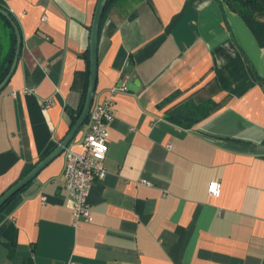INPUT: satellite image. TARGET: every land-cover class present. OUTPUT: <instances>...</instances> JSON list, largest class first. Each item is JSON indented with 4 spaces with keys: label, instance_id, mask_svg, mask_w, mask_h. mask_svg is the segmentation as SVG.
Segmentation results:
<instances>
[{
    "label": "crops",
    "instance_id": "obj_1",
    "mask_svg": "<svg viewBox=\"0 0 264 264\" xmlns=\"http://www.w3.org/2000/svg\"><path fill=\"white\" fill-rule=\"evenodd\" d=\"M97 3L0 0L22 36L0 92V196L80 115ZM121 83L93 220L73 224L62 154L0 210V264H264V46L242 16L223 0H110L94 101Z\"/></svg>",
    "mask_w": 264,
    "mask_h": 264
},
{
    "label": "built area",
    "instance_id": "obj_2",
    "mask_svg": "<svg viewBox=\"0 0 264 264\" xmlns=\"http://www.w3.org/2000/svg\"><path fill=\"white\" fill-rule=\"evenodd\" d=\"M127 90L125 84L112 88L91 107L89 121L84 124L85 134L81 140V148L67 147L64 151V187L72 201L73 224L93 220L92 210L88 202L90 189L95 181L104 180L108 173L105 159L109 150L110 125L115 120V95ZM168 148H172L169 144ZM221 184L212 181L208 194L212 197L220 195ZM67 264H75L73 261Z\"/></svg>",
    "mask_w": 264,
    "mask_h": 264
},
{
    "label": "water",
    "instance_id": "obj_3",
    "mask_svg": "<svg viewBox=\"0 0 264 264\" xmlns=\"http://www.w3.org/2000/svg\"><path fill=\"white\" fill-rule=\"evenodd\" d=\"M107 3L108 0H98L94 13L90 33V77L85 102L80 115L76 119L75 123L73 124L65 138L48 155H46L40 162H38V164H36L25 176H23L16 184H14L11 188H9L0 196V210L13 196L19 193L28 184H30L37 177L41 170H43L54 159L64 153L66 148L71 144L77 133L80 131V129L84 126L87 119L89 118L91 107L93 105L96 93L100 29ZM0 14L5 16L11 22L16 34V47L13 62L8 74L0 83L1 92L8 84L12 74L14 73L17 67L20 50L22 47V36L17 23L12 19L9 12L3 8H0Z\"/></svg>",
    "mask_w": 264,
    "mask_h": 264
},
{
    "label": "trees",
    "instance_id": "obj_4",
    "mask_svg": "<svg viewBox=\"0 0 264 264\" xmlns=\"http://www.w3.org/2000/svg\"><path fill=\"white\" fill-rule=\"evenodd\" d=\"M223 1H225L233 11L239 13L242 16V18L245 20L250 30L255 35L259 44L261 46H264V0H223ZM109 2L110 0H108V3ZM11 17L16 22L15 18L12 15ZM0 19L4 22V25L7 30L6 35L3 34V36H0V41L4 36L9 37L10 39L9 49L5 51L4 50L1 51L2 45L0 46V83H1L8 74L13 62L15 47H16V34L11 22L5 16L0 14ZM88 121L89 118L87 119L86 123ZM4 206L2 208H4Z\"/></svg>",
    "mask_w": 264,
    "mask_h": 264
},
{
    "label": "rangeland",
    "instance_id": "obj_5",
    "mask_svg": "<svg viewBox=\"0 0 264 264\" xmlns=\"http://www.w3.org/2000/svg\"><path fill=\"white\" fill-rule=\"evenodd\" d=\"M3 34H7L6 27L4 25V22L0 19V36H3Z\"/></svg>",
    "mask_w": 264,
    "mask_h": 264
}]
</instances>
